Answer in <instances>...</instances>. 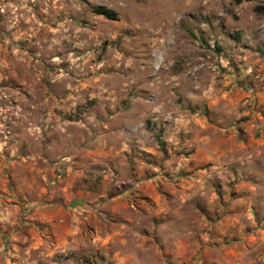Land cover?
Masks as SVG:
<instances>
[{"label":"rangeland","instance_id":"obj_1","mask_svg":"<svg viewBox=\"0 0 264 264\" xmlns=\"http://www.w3.org/2000/svg\"><path fill=\"white\" fill-rule=\"evenodd\" d=\"M0 264H264V0H0Z\"/></svg>","mask_w":264,"mask_h":264},{"label":"trees","instance_id":"obj_2","mask_svg":"<svg viewBox=\"0 0 264 264\" xmlns=\"http://www.w3.org/2000/svg\"><path fill=\"white\" fill-rule=\"evenodd\" d=\"M241 1V0H238ZM96 12L104 14L107 18L115 20L118 18V13L116 10L106 7L104 5L97 6L95 9Z\"/></svg>","mask_w":264,"mask_h":264}]
</instances>
